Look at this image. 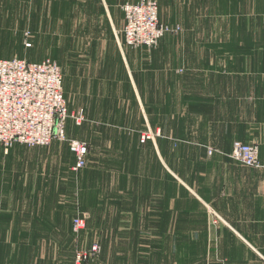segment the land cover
<instances>
[{
    "label": "rangeland",
    "instance_id": "rangeland-1",
    "mask_svg": "<svg viewBox=\"0 0 264 264\" xmlns=\"http://www.w3.org/2000/svg\"><path fill=\"white\" fill-rule=\"evenodd\" d=\"M112 1H119L113 23L100 0H0V58L58 63L69 114L84 113L80 125L67 119L66 133L89 150L86 166L75 170L68 141L0 142V264H74L76 251L96 242L101 250L85 264H264L221 257L210 231L187 227L207 221L192 200L191 162L208 150L196 144L207 119L195 111H207L209 80L200 79L199 99L190 80L187 88L177 84L183 56L220 68L264 59V0H187L200 3V21L175 6L183 0H156L160 21L161 12L182 13L184 21L174 24L180 34L152 47L124 41L122 6L136 0ZM118 42L128 51L166 49L158 59L169 71L166 84L146 89L149 60L139 58L136 92ZM160 92L163 101L150 100ZM77 217L85 219L80 232Z\"/></svg>",
    "mask_w": 264,
    "mask_h": 264
},
{
    "label": "crops",
    "instance_id": "crops-1",
    "mask_svg": "<svg viewBox=\"0 0 264 264\" xmlns=\"http://www.w3.org/2000/svg\"><path fill=\"white\" fill-rule=\"evenodd\" d=\"M100 2L113 23L111 8L118 5L119 1L115 4L112 0ZM176 5L190 13L191 21H200L202 18L198 8L200 3L191 4L183 0L177 1ZM181 15L173 13L165 16V12H161V21L173 25L181 23L184 21ZM118 43L121 66L136 92L134 65L139 58L149 60V72L143 77L146 89L155 90L166 84L169 71L162 69L164 57L161 62L158 61L163 54H168L166 49L160 46L154 50L128 51ZM175 48L179 49L178 46ZM262 53L259 51V54ZM182 58L177 84L182 89L187 88L186 84L190 80L193 98L199 99L200 79L209 80V86L202 94L209 103L207 111L199 107L195 111V116L203 114L207 119V129L202 133L201 140L197 138L196 144L208 149L209 157L204 150L202 154L194 153L191 162L195 168L192 200L202 204L201 212L207 221H193L187 227L210 231L208 238L220 247L221 257H255L264 262V59L261 57L254 62L229 63L220 68L217 63H204L199 59L190 62L184 56ZM150 100L163 101L162 92ZM195 134L200 135L198 132ZM235 141L257 143L261 166L249 167L234 160L230 153ZM196 212L194 203L191 213Z\"/></svg>",
    "mask_w": 264,
    "mask_h": 264
},
{
    "label": "built area",
    "instance_id": "built-area-1",
    "mask_svg": "<svg viewBox=\"0 0 264 264\" xmlns=\"http://www.w3.org/2000/svg\"><path fill=\"white\" fill-rule=\"evenodd\" d=\"M122 8V31L128 45L152 47L165 35L181 31L179 24L160 21L156 0L126 2ZM82 112L69 114L63 73L57 62L0 58V142L6 147L16 143L35 147L50 145L54 140L68 141L76 156L74 169H82L87 164L88 146L79 139L68 138L66 133L67 119L72 117L80 125L84 121ZM259 153L257 143L235 141L230 156L245 166L260 167ZM72 226L74 232H80L85 228V219L75 218ZM100 250L98 242L88 249L77 250L74 264H85Z\"/></svg>",
    "mask_w": 264,
    "mask_h": 264
}]
</instances>
